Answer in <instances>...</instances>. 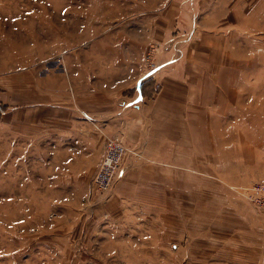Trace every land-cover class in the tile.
Wrapping results in <instances>:
<instances>
[{
    "label": "rangeland",
    "instance_id": "1",
    "mask_svg": "<svg viewBox=\"0 0 264 264\" xmlns=\"http://www.w3.org/2000/svg\"><path fill=\"white\" fill-rule=\"evenodd\" d=\"M259 181L264 0H0V264H264Z\"/></svg>",
    "mask_w": 264,
    "mask_h": 264
},
{
    "label": "built area",
    "instance_id": "2",
    "mask_svg": "<svg viewBox=\"0 0 264 264\" xmlns=\"http://www.w3.org/2000/svg\"><path fill=\"white\" fill-rule=\"evenodd\" d=\"M84 118L88 119L86 115ZM123 155L124 148L116 139L103 141V154L91 179L93 193L98 195L109 189ZM244 190L251 203L259 207L264 206V181L252 182Z\"/></svg>",
    "mask_w": 264,
    "mask_h": 264
},
{
    "label": "crops",
    "instance_id": "3",
    "mask_svg": "<svg viewBox=\"0 0 264 264\" xmlns=\"http://www.w3.org/2000/svg\"><path fill=\"white\" fill-rule=\"evenodd\" d=\"M212 43H218V42H212ZM157 76H158V79L161 77V76H159V73L157 74ZM150 77H151L150 75H146L145 77L139 79L136 82V86L133 89V92H134L133 96L129 97L127 99L128 102H131L130 108L138 109L139 107H141V105L143 107L150 106L152 101L157 100V98H159V97H157V95H158L157 92H155V90H156L155 86L157 87L156 80H154ZM176 86H178V84H176ZM168 99L169 98H167V100ZM169 100H171V99H169ZM125 103H127V102H125ZM182 108H183V104H182ZM118 117H121V115L119 114ZM96 123L99 125L98 120L96 121ZM79 132L80 133L82 132L84 134V136L88 138V144L90 147H93V146L96 147L98 145L96 143V141H98L99 137H98V135L94 134V131L92 128H90V129L88 128L87 130H79ZM97 151H98L97 156L94 159L91 155H89L88 158H86L85 156L80 157V160H76V158H75L74 162H73V164H75L77 166H84V164H82V163H84V162L86 163V161L88 159L89 165H90L89 171H85V170L84 171L83 170L78 171V173L84 172V176H86L88 179H90V175L95 170L97 164L100 161L101 153H102L101 152V146L97 148Z\"/></svg>",
    "mask_w": 264,
    "mask_h": 264
}]
</instances>
